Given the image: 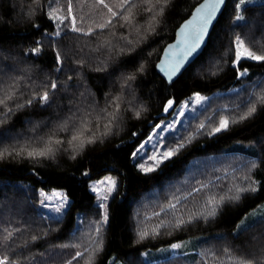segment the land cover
I'll list each match as a JSON object with an SVG mask.
<instances>
[{"label":"trees","instance_id":"1","mask_svg":"<svg viewBox=\"0 0 264 264\" xmlns=\"http://www.w3.org/2000/svg\"><path fill=\"white\" fill-rule=\"evenodd\" d=\"M201 1L165 0L148 14L134 0L130 21L114 20L109 29L93 38L63 30L59 21H50L43 11L47 7L44 0L39 5L32 0H0V68L22 79L18 87L24 93L22 97L17 93L16 105L9 102L0 111V133L7 131L6 136L0 135V151L6 148L12 153L0 158V226L9 231L13 224L28 226L11 247V241H5L0 258L8 256L16 264H67L80 251L85 256L79 264H115L118 260L167 264V259L169 264H236L227 254L231 248L264 257V217L235 231L239 220L264 202V109L257 103L255 114L240 119L248 111L245 101L252 95H264V62L246 59L233 66L236 36L247 48L264 55V2L248 0L237 9L239 0H228L202 53L169 83L157 70V62L179 25ZM69 2L77 26L85 31L107 19V9L97 0H57L47 10L63 17ZM105 3L119 10V0ZM237 12L245 19L235 21ZM56 30L61 31L60 36H54ZM104 43L107 50L100 47ZM36 47L41 49L39 56L31 52ZM56 52L64 59L61 72L54 71ZM245 69L246 75H237ZM129 75L135 78L131 96L126 89L116 88ZM48 80L66 87L53 94L42 83ZM43 91H49L51 106L36 100L32 106H17L26 105L27 99ZM194 92L209 99L188 118L187 125L166 135L165 144L174 154L154 171L140 169L133 153L151 127L170 115L167 101L178 105ZM114 96L121 100L113 103ZM128 100L133 105L125 103ZM117 104L120 119L101 136L108 121L101 118L97 122L99 110L106 107L112 112ZM69 107L85 112L81 138H94L96 143L54 151L47 157L28 158L26 151L15 154L21 145L26 150L39 147L27 139L34 129L45 140L67 141L58 118L71 115ZM7 108H12L10 115L4 114ZM88 109L91 115H87ZM224 118L229 127L215 132ZM108 172L117 174L119 182L109 202L108 222L102 224L103 210L89 181ZM54 187L64 188L70 198L61 217L49 216L37 206L41 188ZM195 235L205 237L190 253L160 259L162 262L144 256L140 260L144 249ZM21 251L22 255L14 254Z\"/></svg>","mask_w":264,"mask_h":264},{"label":"snow or ice","instance_id":"2","mask_svg":"<svg viewBox=\"0 0 264 264\" xmlns=\"http://www.w3.org/2000/svg\"><path fill=\"white\" fill-rule=\"evenodd\" d=\"M57 0H44V3L47 5V7L43 8L44 14L46 17L49 18L50 21H59L61 25H63V30L71 31L77 34H80L84 37H93L95 38L96 35L104 32L105 30L109 29V27L113 24L114 20H121L123 19L124 22H128L132 18V14L129 11L131 8L136 7V2L134 0H119L118 8L119 10H113V7L109 4L105 3V0H97L99 6H101L104 9H107V19H105L101 23H97L95 28L89 27L87 31H85L83 28L77 26V20L74 15H72V5L69 2L67 5V12L68 14L59 17L56 15H52L48 12V7H51L52 4H55ZM165 0H138L139 6L142 8L143 11H145L148 14H151L153 12V9L155 7H159L162 3H164ZM247 0H239V2L236 4V8L240 9L241 5H245ZM32 3L39 5L41 3V0H32ZM225 3V0H206L205 4H202L199 9H197L198 12H202V16L199 17V26L190 33V36L185 38L180 42V44L177 45V48L179 49L178 52H172L170 53V59L172 60V63L167 66V70L169 71V77L175 76L181 67L187 62L189 65L193 63L201 54L204 45V42L207 38V32L208 28L212 23L213 18L215 17L216 13L218 12L219 6L223 5ZM207 9L205 12L204 10ZM55 11V9H53ZM127 12L128 15H124V13ZM245 17L241 15L239 12H237L235 16V21H242ZM67 21V23H65ZM38 27V26H37ZM54 28L56 26L54 25ZM187 31V30H186ZM61 31L56 30L54 32V36H60ZM53 35V34H49ZM39 43V41H37ZM100 47L105 48L107 50V43L101 44ZM169 48L171 49L172 46L170 45ZM41 49L39 47L33 48L31 50L32 54L35 56H39ZM250 59L252 61L257 62H264V55H258L255 51L250 50L249 48L245 47L244 40L240 38V36L235 37L234 45H233V66L238 67L242 60ZM54 63L56 65L54 71L55 72H61L63 70V64L64 59L61 57L59 52L55 53ZM165 62L162 61V64ZM82 66V65H81ZM247 74V70L244 71H238V76H244ZM22 75H27V71L24 72ZM68 79H71V77H68ZM134 76H127L124 78V82L117 83L116 88L117 91L121 90H127V93L129 96L133 94L132 90V82L134 81ZM22 83V79L18 76L10 75L7 71H4L2 68H0V111H4V106H6L9 102L13 103L14 105L17 104V93H19V96L22 97L24 95L23 91L18 87L19 84ZM42 83H46L50 89L52 90L53 94L60 88L66 87L63 83L58 84L57 82L53 80H48ZM28 90L31 91V86H28ZM202 99H206L204 97H200L199 94H197V102H199ZM34 100L39 101L42 106H51V103L53 102L50 99L49 91H43L42 94H37L33 98H29L26 101V105H17L20 107L23 106H32L34 103ZM121 97L114 96L112 98L113 103L116 101H120ZM253 101H256L254 103ZM129 106L133 105V101L128 100L125 101ZM260 104L261 108L264 109V95H261L259 97L252 95L251 98L247 99L245 101V107L248 108V111L240 117L241 120L247 119L248 117L252 116L257 112L256 104ZM251 105V107H248ZM168 108L173 107V100L167 101ZM88 106L85 105V108ZM127 110V109H125ZM91 109H88L87 115H91ZM100 115L96 117L97 122L101 118L108 121V123L104 124L103 127L106 129L104 133H101V136H105L108 134V132L111 130L110 125H112L113 121H119L120 119V112H119V104H117L116 108L113 109L112 112H109L108 109L101 108ZM68 112L71 113L65 114L62 117L58 118V124L61 130H63L66 135L69 137L67 141L64 139H55L52 140L51 137H49L47 140L44 139V134L33 130L32 133H30L28 139V142L30 144L37 142L39 144V147H32L31 150H26L23 145L20 146L19 153H15V149L13 152L15 154H21L26 151L28 158H37V157H47L49 154L54 153V151H64L67 152L69 150L80 148L83 149L86 144H94L96 143V140L94 138H90L88 140L82 139V132L79 131L80 128L83 127V123H86L87 121L84 120L85 112L82 111L80 107H69ZM12 113V108H7V111L4 113L5 115H10ZM79 113V115H77ZM139 115V112L136 113ZM83 122V123H82ZM39 127L38 125L36 126ZM47 127L51 128L52 125L49 124ZM160 127V126H157ZM204 125H201V128H203ZM229 127V121L227 118H224L220 120L219 127H217L214 131L220 132L222 130H226ZM163 128H161V131ZM90 131V130H89ZM0 135H7V131L0 133ZM94 135V134H92ZM21 139H25L24 137H21ZM78 142V143H77ZM152 143V137H149L148 141L145 142V144H151ZM67 144L68 147H64V145ZM145 144H141L140 147L137 149L136 152L133 153V156L135 157L137 154L140 155L141 158H144V152H145ZM55 146V147H54ZM153 148L157 147V145H152ZM0 148H3V142H0ZM12 153H8V150L4 148L3 151H0V158H3L5 155H11ZM174 154V150H166L161 153H159V156L166 160L170 158ZM149 160L155 161L157 164H159L161 161L157 159V155H152L148 157ZM143 171L151 172L154 171V168L147 167L145 168L144 165L140 166ZM100 184H109L110 187L108 188V191L111 192L115 188V181L112 180H102L99 182ZM98 191V189H95ZM248 190H254V189H248ZM199 191V189H197ZM238 191H246V189H239ZM237 199L239 197H236ZM47 200H51L52 197L46 196ZM107 196H102L100 198V202L98 203V207L106 209L107 204L104 203L107 201ZM41 204L44 207H48V205L45 203L44 200L41 201ZM65 206V200L63 197H61L60 202L56 205H53V211L56 213H59L61 211V208ZM172 207H175L172 205ZM108 222V215L105 211L102 217V220L100 223L106 224ZM264 222V221H262ZM4 223L12 224V221H4ZM183 223V221H181ZM244 224V221L241 220L240 223L237 225V231L241 228V226ZM95 227V226H94ZM246 230V229H245ZM28 231V226L26 224H13V230L9 231L7 228L0 226V250H3L5 246V241H11V243L8 245V247H11L12 244L15 243V239L17 236L22 235L24 232ZM95 231L98 233L100 231L99 228H95ZM142 235H146V233H142ZM33 240L37 239V237L33 236ZM23 248V246H21ZM173 247H177V245H173ZM87 252V249L85 250ZM235 253V255H234ZM15 255H22V251L19 253H14ZM228 257L230 260L235 259L236 264H258L259 261H264V257H256L254 254H251L249 252H246L244 249L240 250H233L227 252ZM85 256V253H82L80 251H76L74 255L72 256V259L67 262V264H73L74 261L79 264V260L83 259ZM0 264H16V261H12L9 259L8 256H4L0 258Z\"/></svg>","mask_w":264,"mask_h":264},{"label":"rangeland","instance_id":"3","mask_svg":"<svg viewBox=\"0 0 264 264\" xmlns=\"http://www.w3.org/2000/svg\"><path fill=\"white\" fill-rule=\"evenodd\" d=\"M250 1L264 2V0H250ZM197 94H199L200 97H204L206 99H202L199 102H197ZM208 99H209L208 95L202 94L200 92H194L191 96L186 98L182 103L178 105H173V107L171 108L170 115L168 117L162 118L155 125H153L151 127V131L149 135L141 142V144H145V142L148 141L149 137H152V143L145 144L144 158H141L139 154H137L134 157V160L137 163L138 167L141 169L140 166L144 165L145 168L147 167L155 168L160 163H162L164 160L159 156V153L166 151V150H172L171 147L165 144L166 135L171 131H178L180 128L187 125L188 118L194 115L195 113H197L204 106V104L208 101ZM157 126H160V127H157ZM161 128H163L162 131H161ZM152 145H157V147L153 148ZM242 149H247V148L242 147ZM152 155H157V159L160 160L161 162L157 164L155 161L149 160L148 157ZM102 180L115 181L114 190L109 192L108 188L110 187V185L107 183L100 184L99 182ZM118 182H119L118 175L113 172L105 173L89 181L90 189L96 193L98 202H100V198L102 196L108 197L107 201L104 202L107 204V208L106 209L102 208L103 214L106 211L108 215L109 202H110L111 197L114 195L117 189ZM95 189H98V191ZM40 195H41V198L39 200V203L37 204L40 211H42L43 213L49 216H53V217L54 216L61 217L64 215L66 208L68 207L69 201H70V198L64 188H60V187H54L50 189L41 188ZM46 196H50L52 197V199L47 200ZM61 197H63L65 200V206L61 208V211L59 213H56L53 211V205L58 204L60 202ZM42 200L45 201L48 207H44L41 204ZM259 217H264V202L250 209L239 220L237 225L240 223L241 220L244 221V224L241 226L239 230L248 226L249 224H251L254 220H256ZM235 231L237 232V226L235 228ZM204 237H205L204 235H195V236L187 237V238L175 241L173 243L162 245L156 248L145 249L143 250L142 254L146 260L151 261V262H156L160 259L167 258L172 255L181 254V253H190L198 247L199 242ZM173 245H177V247H173ZM115 264H125V263L121 260H118Z\"/></svg>","mask_w":264,"mask_h":264},{"label":"water","instance_id":"4","mask_svg":"<svg viewBox=\"0 0 264 264\" xmlns=\"http://www.w3.org/2000/svg\"><path fill=\"white\" fill-rule=\"evenodd\" d=\"M210 2V0H209ZM228 0H225V3L223 5L219 6L218 12L216 13L215 17L212 20L211 25L208 28V32H207V38L204 42V45L206 46L210 37V34L216 24V22L218 21L221 13L223 12L226 4H227ZM206 0H202L201 2H199L195 8L193 9L192 13L190 14V16L188 18H186L177 28L176 30V34L175 37L172 41H170L169 43H167V45L164 47L163 52L161 54L160 59L157 62V70L160 72V74H162V76H164V78L167 79V81L169 83L173 82L176 78H178L181 73L189 66V64L186 62L181 69L179 70V72L172 77H169V71L167 70V66L170 65L172 63V60L170 59V53L172 52H178L179 49L177 48V45L180 44V42L182 40H184L185 38L190 36V33L192 31H194L198 26H199V17L202 16V12H198L197 9L200 8V6L202 4H205ZM205 12L207 11V9L204 10ZM187 30V31H186ZM172 46V48L170 49L169 46ZM205 46L203 47V50L205 48ZM202 50V51H203ZM202 53V52H201ZM162 61L165 62L164 64H162Z\"/></svg>","mask_w":264,"mask_h":264},{"label":"bare ground","instance_id":"5","mask_svg":"<svg viewBox=\"0 0 264 264\" xmlns=\"http://www.w3.org/2000/svg\"><path fill=\"white\" fill-rule=\"evenodd\" d=\"M218 243H220V242H218ZM224 243H225V242H224ZM224 243H223V244L221 243L222 246L224 245ZM226 244H227V243H226ZM218 245H219V247H217V248H220V250H222L221 247H220L221 245H220V244H218ZM218 245H217V246H218ZM228 245H229V244H227V246H228ZM225 248H226V247H225ZM144 250H145V249H144ZM223 250H224V249H223ZM231 250H232V248H231ZM231 250H230V251H231ZM227 251H228V250H227ZM227 251H226V252H227ZM222 252H225V251H222ZM140 254H141L140 256L142 257L140 260L144 259V258H143V254H142V253H140ZM138 257H139V256H138ZM163 259H164V258H163ZM145 261H146V260H145ZM145 261H143V262H145ZM159 261H161V260H159ZM168 261H169V260L167 259V261H164V262H166L167 264H169ZM130 262H132V263H130V264H135V263H134L135 261L133 262V260L130 261ZM141 262H142V261H141ZM161 262H162V261H161ZM136 264H137V262H136ZM150 264H151V263H150Z\"/></svg>","mask_w":264,"mask_h":264}]
</instances>
